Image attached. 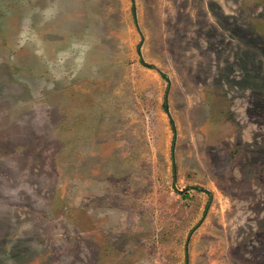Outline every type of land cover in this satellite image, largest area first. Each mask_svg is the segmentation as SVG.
I'll list each match as a JSON object with an SVG mask.
<instances>
[{
  "label": "rangeland",
  "instance_id": "obj_1",
  "mask_svg": "<svg viewBox=\"0 0 264 264\" xmlns=\"http://www.w3.org/2000/svg\"><path fill=\"white\" fill-rule=\"evenodd\" d=\"M0 264H264V0H0Z\"/></svg>",
  "mask_w": 264,
  "mask_h": 264
}]
</instances>
